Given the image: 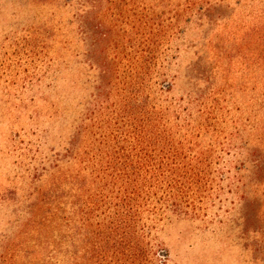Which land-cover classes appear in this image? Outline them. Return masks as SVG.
<instances>
[{"label":"rangeland","instance_id":"obj_1","mask_svg":"<svg viewBox=\"0 0 264 264\" xmlns=\"http://www.w3.org/2000/svg\"><path fill=\"white\" fill-rule=\"evenodd\" d=\"M6 262L264 264V0H0Z\"/></svg>","mask_w":264,"mask_h":264},{"label":"trees","instance_id":"obj_2","mask_svg":"<svg viewBox=\"0 0 264 264\" xmlns=\"http://www.w3.org/2000/svg\"><path fill=\"white\" fill-rule=\"evenodd\" d=\"M197 1H202V0H186V5H187V7H192L197 3ZM4 264H8V262H6Z\"/></svg>","mask_w":264,"mask_h":264}]
</instances>
